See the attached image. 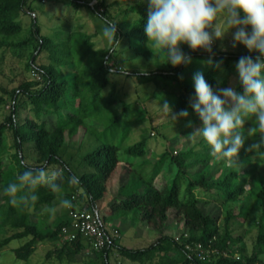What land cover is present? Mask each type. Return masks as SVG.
<instances>
[{
	"label": "trees",
	"instance_id": "trees-1",
	"mask_svg": "<svg viewBox=\"0 0 264 264\" xmlns=\"http://www.w3.org/2000/svg\"><path fill=\"white\" fill-rule=\"evenodd\" d=\"M92 1L68 0L74 11L86 8L116 23L120 45L111 46L112 53L108 52L110 46H99L94 40L100 27L87 34L68 26L65 34L54 41L41 33L35 19L26 39L9 41L21 31L18 19L31 9L30 0H0V48L14 49L33 42L27 67L39 76L22 80L10 89L0 84V107L7 105L9 109L0 122V230L10 231L0 239V255L12 240L24 239L12 249L19 260H27L37 243L52 242L56 253L47 248L43 254L51 261L63 258L72 261L89 248L92 254L85 258L86 264H112V251L138 264H264L260 258L264 254V175L256 173L260 161L253 160L254 153L245 151L259 137L246 139L234 165L212 156L203 140L179 149L166 148L150 161L145 138L123 146L130 131V119L122 116L136 106L124 102L109 74L110 67H117L119 75L118 67L124 63L128 75L123 77L149 88L145 100L156 99L162 105L167 102L174 113L186 109L189 116L182 119L191 121L193 126H186L183 133L190 135L195 126H202L190 106V98L195 95L194 74L201 72L215 91L219 88V71L234 72L241 56L251 55L255 59L257 53H237L212 46L213 65H209L208 52L192 51L181 45L192 57L191 64L173 67L165 63L146 71L147 75L141 70L130 71L132 59L147 58L151 53L144 31L148 0H96L91 4ZM216 63L219 68L214 66ZM228 83L224 79L222 85ZM109 85L111 88L105 93ZM233 88L242 92L237 71ZM117 106L123 112L118 113ZM251 126L252 121H247L246 137ZM7 133L11 135V144L7 143ZM85 133L100 142L85 153L66 156L68 143ZM115 137L117 143L113 141ZM41 166L49 171L63 170V180H58L63 192L55 194L46 186H39L35 193L39 199L34 205L27 208L11 205L4 188L18 174ZM163 170L165 173L161 174ZM72 175L80 178L79 185H69L68 178ZM61 197L71 200L72 208L77 204L99 216V205L108 197L103 217L100 216L103 226L109 212L120 210L125 215L133 212L156 236L147 245L130 247L121 244L104 227L108 240L98 250L91 248L80 234L72 241H61L60 230L69 223V217L46 232L33 220L42 216L44 206L60 205ZM249 199L251 202L246 204ZM239 202L241 205L234 212ZM255 208H260L261 214L249 254L244 244L238 246L242 236L233 233V225L239 218L246 219ZM173 222L182 227L177 236L167 231ZM198 243L204 250H210L203 258L197 251L186 248Z\"/></svg>",
	"mask_w": 264,
	"mask_h": 264
},
{
	"label": "clouds",
	"instance_id": "clouds-1",
	"mask_svg": "<svg viewBox=\"0 0 264 264\" xmlns=\"http://www.w3.org/2000/svg\"><path fill=\"white\" fill-rule=\"evenodd\" d=\"M148 3L144 28L146 46L153 56H163L161 63L173 67L191 64L192 57L181 48V45H187L192 51L208 52L210 58L206 63L213 65V43L223 40L231 29H235L233 48L242 44L249 53H257L255 59L251 55L241 56L236 63L242 92L233 87L214 91L201 72L194 74L195 95L190 98V106L202 126L195 128L189 137L202 138L212 156L234 165L246 139L258 136L259 139L245 151L254 153L252 158L264 160V0H148ZM96 17L101 21L102 38L110 46L108 52L112 53L111 46L120 45L116 23L106 16L97 14ZM222 50L227 49L222 46ZM105 63L109 61L106 59ZM214 66L219 68L220 64ZM118 71L120 76L128 75L126 65L119 66ZM109 74L114 77L117 67H110ZM142 74L147 75V72L142 70ZM160 108L173 120L189 116L186 109L174 113L167 102ZM249 120L252 126L246 130V137L244 126ZM187 126L192 127V122L189 121ZM58 180H63L62 169L29 168L4 188V194L11 205L27 208L39 199L35 194L39 186H46L55 194L62 193L63 186ZM68 183L79 185L80 178L72 175ZM59 204L65 209L74 206L71 200L63 197ZM56 211L55 206L46 205L41 209L42 214L53 216Z\"/></svg>",
	"mask_w": 264,
	"mask_h": 264
},
{
	"label": "rangeland",
	"instance_id": "rangeland-1",
	"mask_svg": "<svg viewBox=\"0 0 264 264\" xmlns=\"http://www.w3.org/2000/svg\"><path fill=\"white\" fill-rule=\"evenodd\" d=\"M95 2L96 0H93L91 4H94ZM30 8L31 9L28 12L23 13L18 19L22 25L21 31L11 36V38L8 39L9 41L17 43L26 39L30 33L33 19H35L37 25L40 27L41 33L48 35L54 41H58V39L65 34L68 26L71 30L85 32L87 34H93L96 31V28L100 27L101 29V21L95 14L86 8H80L79 10L74 11L68 0H30ZM234 31L235 29L229 30L225 34L223 40L214 41L212 46L218 50H222L223 46V48H226L228 51L249 53L247 48L242 44H237L235 48L232 47V33ZM94 40L99 46H109L102 38L101 30H99V34L94 37ZM33 50V42L18 46L14 49L11 47L0 48L1 85L10 89L17 86L22 80H32L34 77H37L34 74L33 69L27 67V62L29 61L30 54ZM113 59L115 62V58ZM163 59L162 55L154 54L153 56L152 52L147 58L137 56L131 60L129 70H155L156 68L165 65V63H161ZM42 60L47 61L44 56H42ZM122 65L125 64L121 63V66ZM64 71H66V69ZM235 78L236 70L234 72L219 71L217 75L219 88L233 87ZM110 79L111 84L115 86V90L119 93L124 102L130 106H136V109L130 107L122 116V118L128 116L130 119V131L123 146L145 138L150 152L148 159L154 161L156 156L166 148L179 149V146H190L199 140H203L200 137H196L195 139L190 138L188 134L183 133L188 125L187 120L182 118L173 120L171 115L167 116L162 111L160 107H163V105L160 104L158 100H145L144 96L147 95L149 91L148 87L138 86L134 80H127L123 76L117 74L114 75V77H110ZM224 79H228L229 83L227 86L222 85ZM110 88L111 85L107 87L105 93H107ZM119 108L120 107L117 106L118 113L123 112ZM8 110L7 105L0 107V122L4 120ZM198 127L199 126H195L194 130ZM6 140L8 144L12 143V138L9 133H7ZM113 141L117 143L118 137H115ZM99 142V140H96L93 136L86 133L82 136L80 134L76 135L65 147L66 156L85 153L96 146ZM253 160H255V162L260 161L256 173L264 175L263 160L259 158H253ZM167 167L168 166L166 165L165 169ZM164 173V170L161 171V174ZM158 178L160 179V175ZM107 199L108 197L99 205L101 217H103ZM250 202L251 199L247 200L246 204H249ZM240 205L241 202L236 205L234 212L238 211ZM55 207L57 208V211L54 216L42 214L40 217L33 218L37 227L41 231H50L60 220H64L68 217L70 209H65L60 205H56ZM75 207L79 206L76 204ZM260 214L261 209L255 208L246 219L241 220L239 218V220L237 219L233 225V233L242 236V241L238 246L244 244L246 252L249 254L252 252L254 239L258 230L256 222L260 218ZM223 218L224 215H222L221 221ZM104 227L110 235H116L121 244L130 247L147 245L156 236V233L148 229L146 224L141 223V221L134 216L133 212L126 213V215L120 210L107 213L104 219ZM167 231L170 234L177 236L182 232L181 224L173 222ZM8 234H10V231L1 229L0 239ZM23 242L24 239H15L6 247L2 248L0 264H86L85 258L92 254L91 251H85L72 261H69L66 258H63L60 261L55 259L51 261L46 259L43 254L47 251V248L52 249L51 253H56V250L53 247L54 245L52 242H39L37 243V248L34 253L27 260H19L14 256L12 249ZM238 255L239 254L237 253L236 256ZM260 258L264 260V254H262ZM110 261L112 264H138L120 257L115 251H112L110 254ZM257 264L260 263L258 262Z\"/></svg>",
	"mask_w": 264,
	"mask_h": 264
},
{
	"label": "built area",
	"instance_id": "built-area-1",
	"mask_svg": "<svg viewBox=\"0 0 264 264\" xmlns=\"http://www.w3.org/2000/svg\"><path fill=\"white\" fill-rule=\"evenodd\" d=\"M37 78L39 76L37 75ZM69 223L63 225L60 230V240L72 241L78 234L88 240L90 247L98 250L101 249L108 240L106 231L97 213L86 210L82 207L71 208L68 212ZM191 251H197L200 258L205 257L210 250H204L200 243L195 247L186 246ZM89 248L86 249L88 251Z\"/></svg>",
	"mask_w": 264,
	"mask_h": 264
}]
</instances>
